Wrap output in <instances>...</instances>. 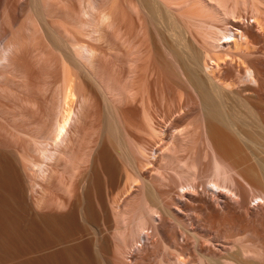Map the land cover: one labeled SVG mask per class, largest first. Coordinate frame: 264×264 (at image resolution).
<instances>
[{
    "label": "bare ground",
    "instance_id": "6f19581e",
    "mask_svg": "<svg viewBox=\"0 0 264 264\" xmlns=\"http://www.w3.org/2000/svg\"><path fill=\"white\" fill-rule=\"evenodd\" d=\"M68 1L61 3L68 5L66 12H72ZM77 1L80 13L72 18V13L65 16L64 6L55 0H0V130L18 132L15 135L25 144L18 154L0 148V264H264V218L251 217L249 224L244 213L239 215L242 220L238 217V210L247 204L248 187L257 192L253 193L258 202L255 207L264 205V191L243 178L256 176L264 186V112L248 109L249 102L241 95L249 91L261 99L259 103L264 100V46L259 49L252 42L261 44L259 38L264 36L260 7L264 0H141V7L128 3L127 12L122 11L123 0ZM53 4L61 6L64 23L57 21L60 16L55 14L60 12H52L55 16L48 18ZM142 9L155 20L152 23L157 26L161 49L156 37L149 35ZM245 10L250 13L247 26L242 22ZM67 18L71 22L65 23ZM48 21L53 24L49 26ZM162 32L179 49H188L195 60H190L196 66L191 72L194 77L182 70L178 54L163 40ZM48 39L51 45L54 39L55 47L49 48ZM163 55L175 66L179 83L188 88V93L176 92L179 115L170 128H161L157 119L162 100L173 93L175 83L164 78ZM53 57L59 71L55 63L52 69ZM106 65L113 66V71ZM75 66L90 77L104 99L112 123L125 136L127 156L139 168L144 162L153 167L142 179L125 173L129 178L123 190L104 195L101 207L96 198L101 218L95 208L85 210V205L77 204L85 212L77 215L81 220L90 216L106 228L101 230L100 223V231L91 240L86 233L88 240L73 232L80 220L76 218L79 209L72 205L79 197L73 198L75 182L86 163H92L95 170L98 159L109 177L112 164L102 159L105 148L98 152L96 146L90 147L93 142L85 141L91 102L87 94L77 91L74 79L79 80L80 74ZM51 71H56L55 76ZM48 72L54 79L49 82L51 88L57 80L52 88L56 105L49 127L48 112L44 120L34 121L42 107L36 96L48 98ZM147 136L159 138L151 154ZM82 145L85 150L80 154ZM22 163L36 170L32 185L28 181L33 177L25 175L27 167ZM168 186L183 191L174 192L178 198L188 189L190 195L201 187L203 193L209 189L217 197L216 203L225 198V211L219 216L214 202L201 223L184 222L172 190L167 192L170 197L166 195L169 200L161 204L149 197L153 190ZM196 197L193 204L199 201ZM88 198L94 199L91 194ZM92 200L86 205L95 204ZM47 207L58 211L39 210ZM250 211L248 218L255 215ZM167 227L174 234L168 235ZM212 235L222 241V251L209 246L216 241Z\"/></svg>",
    "mask_w": 264,
    "mask_h": 264
},
{
    "label": "rangeland",
    "instance_id": "374dc122",
    "mask_svg": "<svg viewBox=\"0 0 264 264\" xmlns=\"http://www.w3.org/2000/svg\"><path fill=\"white\" fill-rule=\"evenodd\" d=\"M62 1V0H61ZM61 1L59 0V2L60 3H57L58 1H56L55 0V4H62L63 6H64V8L67 6V8H68V5H64L63 3H61ZM125 1L126 0H123V4L125 5L124 7L125 8H122L123 10L122 11H125L126 10V7H127V4L128 3H131V2H133V3H135L136 5H138L139 7H141L140 5H141V0H127V3H125ZM68 2H71L70 4V6H71V8L70 9H72V10H70V11H72V12H66L67 10H66V8H65V10H64V8L62 7V9H60V7H57V6H55V4H53L54 5V7L52 8V9H54V10H52L51 9V13L48 15L49 17L48 18H50V16H55L56 15V17H57V15H58V17H59V19H57L56 17L55 18H53L52 17V20L51 21H56V19H57V21L59 22V20L61 19V17H65V16H67V14L66 13H72L71 15H72V18H73V16H74V13L75 12H77V13H80V7H79V3H78V1L77 0H69ZM263 3H264V1H262ZM263 3H260L261 5H260V7H261V9H262V11H263V13H264V4ZM69 4V3H68ZM59 8L57 11H56V9L57 8ZM125 9V10H124ZM64 11L63 13L65 14V16H64V14L62 13L61 14V12L62 11ZM55 11V12H54ZM52 12L55 14V13H59V14H61V15H59V14H55V15H53L52 14ZM125 12H127V11H125ZM124 12V14L125 15H127L128 13H125ZM249 12V11H248ZM246 10L245 11H243V20H242V22L244 23V25H248V23H247V19H250V13H248ZM52 14V15H51ZM148 13H147V11L146 10H144V9H142V18H145L144 20L147 22V26H148V31H149V35H150V37L152 38L153 37V39H154V37H156L155 38V42H156V46H157V44L160 42L158 39H157V31H156V28H157V26H154V23H155V20H154V18L153 17H151L150 16V14L149 15H147ZM249 14V15H248ZM77 16V14H75V17ZM51 19V18H50ZM62 19H64V18H62ZM60 20V22H62V21H64V20ZM65 19H66V17H65ZM51 21H48V25H49V23H51ZM66 21V20H65ZM68 21L69 22H71L68 18H67V22H65V23H68ZM152 21L154 22V23H152ZM250 22H252L251 20H250ZM57 23V22H56ZM62 23H64V22H62ZM61 23V24H62ZM51 24H53V23H51ZM71 24V23H70ZM54 25H57V24H55L54 23ZM65 25H67V24H65ZM69 25V24H68ZM49 26H51V25H49ZM58 26H62V25H60V23H59V25ZM52 27H54V28H56V26H53L52 25ZM51 27V29H53ZM67 27V26H66ZM70 27V25L68 26V28ZM50 28V27H49ZM50 29V30H51ZM72 28H69V30H71ZM248 29L250 30V29H252V27H248ZM50 30L48 31V33L50 32ZM89 32H90V30H88ZM88 31H86L87 33H88ZM74 31H72V33H73ZM86 32L84 33V35L86 34ZM52 33V32H51ZM75 33V32H74ZM162 33H164V32H162ZM50 34V33H49ZM51 35V34H50ZM74 35H76V34H74ZM162 35H164L163 36V40L168 44V45H170V47H172L173 48V50H174V52L176 53V54H178L177 55V59L179 60V63H180V65H181V67H182V70H184V72L186 73V75L187 76H189V77H194V74H192L193 72V70L192 69H194L196 66V64L194 65L195 67H193V62H195V60L194 59H192V57H191V55L189 54V52H187L186 50H188V49H183V50H181V48L179 49V47H178V45H176V43L175 42H173V41H171L170 39H167V37L165 36V33L164 34H162ZM52 36H50V39H52L51 38ZM262 37V38H261ZM48 38H49V36H48ZM50 39H48L49 41V43H48V46L49 45H51V41H50ZM259 40H260V42H261V44L260 43H256L257 41H255V40H253L252 42H255L254 44H258V45H256V46H258V48L259 47H261V48H263L262 46H264V43H262V42H264V36H260V38H259ZM52 45L53 44H55L54 42V39L52 40ZM154 42V43H155ZM161 42L158 44V48H160L161 49ZM254 44H252L253 46H254ZM51 45V47L49 46V48H52L53 46L55 47V45H53L52 46ZM260 45V46H259ZM102 46V45H101ZM101 46H99V47H101ZM255 46V47H256ZM56 47H57V45H56ZM94 47H96V46H94ZM104 47V48H103ZM102 49H106V47L105 46H102L101 47ZM101 48H99V49H101ZM56 49V48H55ZM96 49H98V48H96ZM256 49H257V47H256ZM260 49V48H259ZM264 49V48H263ZM49 50V49H48ZM184 50H185V52H184ZM53 51H54V49H53ZM52 51V52H53ZM106 51V53H107V49L105 50ZM49 52H51V49L48 51V53ZM101 52H103V53H105L104 52V50H102ZM163 51L162 50H160V53H162ZM54 53V52H53ZM58 52L56 51V54H57ZM187 53V54H186ZM163 54V53H162ZM164 56V57H163ZM162 56V60L164 59V62L161 60V62H162V67L164 68V72H165V76H164V78L166 77L167 79H169L170 81H174L175 83H174V91H173V93L171 94V95H168L167 97H166V99H164V100H162V104L159 106L160 107V111H159V115H158V117H157V119L158 120H160V121H158V124L160 125V127L162 128L163 126H167V127H172V125H173V123H174V121L176 120L175 118H177V116L179 115V113H178V110H177V108L175 107V105L177 106V99H176V92H178V90H181V91H183V93L184 92H186V93H188V88H187V86L184 84V85H182L181 83H179V80H177V76H176V72H174L175 71V66H173L172 64V62L169 60V57L167 56V55H163ZM49 57H50V54H49ZM56 57V56H55ZM55 57H53V58H55ZM59 56L57 55V58H58ZM49 59V58H48ZM104 59V58H103ZM102 59V60H103ZM55 60H56V58L54 59V61L52 60V64H51V66L53 65V63H55ZM102 60H100V61H102ZM190 60H192V61H190ZM58 62H59V59L57 60ZM68 61H70V60H68ZM103 61H105V60H103ZM107 61V60H106ZM49 62H51V61H49ZM70 63L72 64L73 63V61L71 60L70 61ZM50 64V63H49ZM48 64V65H49ZM55 64H58V66L56 65V67H58V69H56V71H59V69L61 68L60 67V65H59V63H55ZM55 64L52 66V69H53V67L55 68ZM105 64V63H104ZM106 64H107V62H106ZM190 64V65H189ZM109 65V64H108ZM108 65H106L105 67H107ZM51 66H48V68L49 67H51ZM191 66H192V68H191ZM77 66H75L74 68H76ZM108 67H110V69L109 70H111L112 69V71H113V66H108ZM189 67H190V69H189ZM78 69H76V70H78V73L80 72V68L79 67H77ZM108 69V68H107ZM51 70V69H50ZM54 70V69H53ZM74 70V69H73ZM76 70H74L73 72H75ZM191 70V71H190ZM56 71H51V73H53V72H56ZM112 71H110V72H112ZM194 71H195V69H194ZM192 72V73H191ZM50 72H48V98L47 99H45V98H42V99H44V100H42L41 99V97L42 96H40V95H38V96H36L35 98V100H38L37 102H40L39 104L42 106V107H40V109H41V111H42V114H41V111H40V113L38 114L37 112H36V116H34L35 118H34V121H37V119H38V122L39 121H41L42 119L44 120V117L46 116V113L48 112V127H49V125H50V123H51V118H52V115H51V113H53V110H54V108H55V105H56V95L55 94H53L54 93V91H52V90H54V89H52V88H54L53 86H55L54 85V83H57L56 81H54L53 82V84H51V85H53L52 86V88H51V86L49 85V82H52V80H54V79H52V77H51V75L49 74ZM58 73H60V72H58ZM58 73H55V74H57L58 75ZM77 72H76V75L78 74ZM80 75H78L79 77H78V79L79 80H77L76 79V81H75V79H74V83H76V85L78 86V89L79 90H77L78 91V93H79V91L81 92V95L83 94V95H85V94H87V95H85V96H87L88 98L90 97V99H89V102H91V103H89V107H90V111L88 110V112H90V113H88L87 114V116H89V119H88V122H87V124H85L84 126H86L85 128H86V130H87V132H88V136H86L85 137V141H91V142H93V143H90V147H93V146H96L97 148H98V152H100L101 150H102V148H105L106 149V153L104 152V157L102 158V159H105V160H107L108 162H109V164L111 165V169H110V171H111V176L109 177V175H110V172L108 173V172H103V168H101V164H102V162L100 163L99 162V160L97 159V162H98V164H97V169H93V167H92V163H86L87 165H85L84 166V168H83V166H82V170H84V172L82 173V172H80L79 174H78V176H77V179H76V184H75V189H77V191H75L74 190V192H77V194L76 195H74L75 193H73V198H75V196L76 197H78V198H80V199H78V198H76V200H77V202L75 203L74 201H76L75 199H73L72 201V205H73V207L75 206V207H77V204L79 205V206H83V205H85V207H84V209L86 210V208H88L89 206L90 207H92V209H94V211H96L97 213V216L98 217H100L101 218V216H99V215H101V213H102V210L101 209H99L98 208V206H96V204H97V201H96V203L94 202V200H96V198H98L99 199V206L101 205V200L102 199H106V197H104V195L105 196H107L108 194H110V192H112L113 194L115 193V194H118L119 192H121V190H123V188L125 187V183H126V179H128L129 178V176L127 177V175H130V176H133V177H137V178H146L147 176H148V174H149V172L152 170V166L151 165H149V164H147V162L145 163H143L142 164V168L140 167L139 168V163H137V161H136V163H135V161H134V159H130L128 156H127V154H126V152H125V147H124V142H125V139H124V137L125 136H123L124 134H122V131L121 130H117V128H115V126H114V124L112 123V119H111V117H109V116H111L110 115V113H108L109 111H108V109L106 108V104H105V101H104V99L101 97V95H100V93H99V91L97 90V88L95 87V85H94V83L89 79L90 77H88V75H86L85 76V74L86 73H84L83 71H81V73H79ZM53 75H54V73H53ZM52 75V76H53ZM56 75V76H57ZM73 75H75V74H73ZM193 75V76H192ZM225 75H226V77H228L229 79H231V75L228 73H225ZM55 76V75H54ZM60 77H61V75H59ZM85 76V77H84ZM179 76V75H178ZM74 77V76H73ZM88 77V78H87ZM54 78V77H53ZM59 78V77H58ZM74 78H77L76 76L74 77ZM56 79V78H55ZM61 79V78H60ZM60 79L58 80V82L60 81ZM82 81H81V80ZM174 79V80H173ZM152 80V79H151ZM251 85V84H250ZM50 86V87H49ZM77 88V87H76ZM244 88H247V89H249L250 87H244ZM51 89V90H50ZM51 91V92H50ZM240 93L242 92V91H239ZM246 93V92H245ZM244 92L243 93H241V95L246 99V101H248L249 102V106H248V109H250L251 108V110L252 111H254V112H259V111H262V113L264 112L263 110H264V100L262 99V101L259 103V101L261 100V99H257L253 94H248L249 93V91L245 94ZM53 94V95H52ZM89 95V96H88ZM253 95V96H252ZM40 96V97H39ZM44 97V96H43ZM55 97V98H54ZM40 98V99H39ZM255 98H256V100H255ZM41 100V101H40ZM48 100V101H47ZM91 100V101H90ZM45 101H47V102H45ZM232 103H234L235 102V99H233L232 101H231ZM256 102V103H255ZM169 104H171L170 106H171V108H169L170 106H169ZM255 104V105H254ZM256 104L258 105V107H256ZM259 104H261V105H259ZM47 105V106H46ZM262 106H263V108H262ZM44 107V108H43ZM253 107V108H252ZM44 109H46V111L44 110ZM242 110H243V112L244 111H250V110H248L247 108H241ZM257 109H258V111H257ZM263 109V110H262ZM43 112H45V113H43ZM245 112V113H246ZM248 113V112H247ZM37 116H38V118H37ZM41 116V117H40ZM51 116V117H50ZM160 116V117H159ZM161 116H163L164 117V119L161 117ZM43 117V118H42ZM36 119V120H35ZM87 121V120H86ZM161 123V124H160ZM6 129H1L0 130V148L1 149H4V150H11L12 149V151H14V152H17V154H18V152H20V150H21V148H22V146H24L25 144L22 142V141H20V139L15 135V133H18V132H14V131H12V130H8L9 131V133H8V131H5ZM27 130V129H26ZM25 130V131H26ZM12 132V134H13V136H12V134H10L11 132ZM21 131V130H20ZM14 135H15V137H17V138H15L14 137ZM121 135V136H120ZM123 137V138H122ZM147 138V141L148 142H146V139H145V142H146V145L148 144V146H147V151H148V154H151V153H153V150L155 149V144L157 143V141H159L158 139L159 138H154V137H146ZM19 139V140H18ZM139 140H144L143 138L141 139V137L140 138H138ZM84 141V142H85ZM138 141V140H137ZM141 142H143V141H141ZM143 144H144V142H143ZM25 147V146H24ZM23 147V148H24ZM85 146L84 145H82V147H80V149H79V153H80V151H82L83 152V150H85V148H84ZM6 148V149H5ZM22 148V149H23ZM82 148H84V149H82ZM81 152V153H82ZM80 153V154H81ZM21 159V158H20ZM22 160V159H21ZM107 162V163H108ZM23 164V167H27V168H25L26 169V171H25V169H23V172H25V175H31L33 178H31V181L29 180L28 181V183L30 182L31 183V185L33 184V181L36 179V170L34 169L33 170V168L30 170L29 168H28V166H24V163H22ZM90 165V166H89ZM247 165H250V166H254L253 165V163H248ZM86 166L88 167L89 166V168H86ZM22 167V168H23ZM30 167V166H29ZM31 168V167H30ZM29 171H28V170ZM139 169L141 170L142 169V171L140 172L139 171ZM81 170V171H82ZM27 171H28V173H27ZM148 171V172H147ZM97 172H98V174H97ZM115 174V175H113V174ZM125 173H127V175L125 174ZM142 173V174H141ZM144 173V174H143ZM97 174V175H96ZM104 174H106V175H104ZM93 175H94V177H93ZM96 175V176H95ZM99 175H102V177H100ZM125 175V176H124ZM141 175H143V176H141ZM99 176V177H98ZM108 176V177H107ZM248 176H250V175H248ZM95 177H98V178H95ZM127 177V178H126ZM245 177H246V179H245ZM94 178V179H93ZM243 178L245 179V181H247V182H253L252 184H256V187L255 188H257V189H259V190H262V191H264V186L261 184V182L259 181V178H257L256 176H251V177H247V175L245 176H243ZM100 179V180H99ZM102 179V180H101ZM241 181H243V180H241ZM97 182V183H96ZM260 182V183H259ZM102 183V184H101ZM243 184H244V186H246V188L248 187L247 185H245V183H244V181L242 182ZM84 184H85V188L84 187H82V186H84ZM30 185V184H29ZM30 185V186H31ZM98 185H101V186H98ZM257 185H258V187H257ZM261 185V186H260ZM103 186V187H102ZM172 187H174L173 185H171ZM255 186V185H254ZM101 187V188H100ZM263 187V188H262ZM108 188H114V189H112L111 191H109V189ZM170 186H168V187H164V188H162V189H159V190H153V193H151V195L149 196V197H151L152 198V200L153 201H155L156 203H158V204H161V203H163V202H166V201H168L169 199H167V196L169 195V197L171 196V191H168V190H172V193H173V196L172 197H174V199H175V202H176V207H181V210H182V213L179 211L178 212V216H180L179 218H181V220L182 221H184V222H190V220H193L192 222H195V223H201L204 219H205V215L206 216H208L206 213H207V211H209V207L211 206V205H214L216 202H217V200H215V195H213L212 193H210L208 190L209 189H205L204 190V193L202 192V191H200V190H203L202 189V187L201 188H199V190H197V191H195L194 193H193V195H190V192H189V189H188V192L186 193V194H182V196L181 195H179L180 197L178 198V194H181V193H183V191L182 190H179V192H181V193H179L178 192V190L177 189H174V188H171ZM90 189V190H89ZM99 189H100V192L102 193H100V192H98L99 191ZM103 189V190H102ZM108 189V190H107ZM167 191H166V190ZM85 190V191H84ZM105 190V191H104ZM114 190H115V192H114ZM174 190V191H173ZM247 195H249L248 196V198H247V204H246V206L245 207H243L242 209L244 210H241V209H239L238 210V213H240V214H238V213H236V216H237V214H238V217H239V219H241L242 220V217L240 218V216L241 215H243L242 213H244V217H246L247 216V218L246 219H248V220H246L247 221V223H249L250 224V220H253V219H251V217L252 218H257L258 216H256V215H259L260 217L259 218H264L263 217V212H264V205H261V206H259L260 208H256L255 206H257V204H258V202H257V200H254V194H256L257 192H256V190H254V191H251L250 189H249V187L247 188ZM108 193H107V192ZM206 191V192H205ZM207 191H208V193H207ZM118 192V193H117ZM167 192H170V193H168L167 194ZM174 192H177L178 194H174ZM193 192V191H192ZM196 192H198V193H196ZM85 193H87V194H85ZM106 193V194H105ZM111 193V196H113V194ZM189 193V194H188ZM197 194V195H194V194ZM199 193H201V194H199ZM250 193H252L251 195H250ZM254 193V194H253ZM31 194V193H30ZM89 194H91V197L93 198L94 197V199L92 200L91 198H88L89 197ZM97 196H96V195ZM100 194V195H99ZM114 194V195H115ZM192 194V193H191ZM200 195V198L199 197H196V196H199ZM87 195V196H86ZM101 195H103V197L101 196ZM167 195V196H166ZM101 196V197H100ZM215 196V197H214ZM251 196V197H250ZM109 197H110V195H109ZM109 197H107V198H109ZM168 197V198H169ZM197 198L199 201H195V203L193 204V200H194V198ZM250 197V198H249ZM86 198V199H85ZM102 198V199H101ZM157 198V199H156ZM253 198V199H252ZM97 199V200H98ZM190 199H192V200H190ZM216 199H217V197H216ZM78 200H79V202H78ZM89 200H92L93 201V203H95V204H88V205H86L87 203H89L90 201ZM234 200V199H233ZM253 200V201H252ZM89 201V202H88ZM192 203H191V202ZM218 201H219V203H216L214 206H216L217 207V210H218V214H220L219 216H222L223 215V212L225 211V210H223L224 208H225V202H226V200H225V198H220V200L218 199ZM225 201V202H224ZM170 202V201H169ZM204 202V203H203ZM215 202V203H214ZM249 202V203H248ZM179 203H180V205H179ZM183 203V204H182ZM188 203V204H187ZM210 203V204H209ZM75 204V205H74ZM95 205V206H94ZM178 205V206H177ZM183 206V208H182V206ZM87 206V207H86ZM101 207V206H100ZM178 207V208H179ZM258 207V206H257ZM78 209H79V214L77 213L76 214V218L77 219H80V220H75L78 224H79V227L77 226L78 224L77 223H75V228H77V229H75L74 228V230H73V232H75L76 233V235H81L80 237H82V236H84V233H86V235L87 236H89V238H86L85 236H84V238H86L87 240L89 239V240H91L92 238H94V236L93 235H97V232H99L100 230H99V226H100V223H101V220H100V222L99 221H97V220H94V219H92V217H86V216H83L84 218H86L87 220H89L90 222H86L85 220H84V218H82V220H81V217L79 218L78 216H81L82 215V212H83V214L85 213L84 212V209L81 207H77ZM77 208H75V212H76V210H78ZM83 210V211H81V210ZM98 209V210H97ZM199 209V211H197ZM202 209H203V211H202ZM207 209V210H206ZM250 209H251V211H250ZM260 209V210H259ZM41 212H56V211H58V210H56V209H49L48 207L47 208H42V209H39ZM180 210V209H179ZM205 210V211H204ZM223 212H222V211ZM253 210V211H252ZM99 211V212H98ZM101 211V212H100ZM200 211H202V212H204V215H203V213L202 212H200ZM249 211L250 212H252L253 214H255L254 216H250V214H249V216H250V218H248V213H249ZM81 212V213H80ZM184 212V213H183ZM221 212H222V215H221ZM242 212V213H241ZM248 212V213H247ZM98 213H100V214H98ZM202 213V214H201ZM246 213V214H245ZM260 213V214H259ZM81 214V215H80ZM208 214H209V212H208ZM263 214V215H262ZM78 215V216H77ZM85 215V214H84ZM201 215H203V216H201ZM240 215V216H239ZM262 215V216H261ZM183 216V217H182ZM188 216H189V218H188ZM188 219H187V218ZM204 217V218H203ZM199 218H201V220L199 219ZM202 218H203V220H202ZM184 219V220H183ZM197 219H198V221H197ZM83 220H84V222H83ZM94 220V221H93ZM78 221H80V222H78ZM201 221V222H200ZM243 221H245V219H243ZM245 221V222H246ZM97 222H98V224H97ZM84 223H85V225H84ZM87 223V224H86ZM83 224V225H82ZM101 225H103V226H101V230H105L106 228L104 227V224L103 223H101ZM82 226H84L83 227V231L82 232H80V230L82 229L81 227ZM103 227V228H102ZM169 227H167V234L168 235H172V234H174L173 232H175V230L173 229V228H169ZM77 230V231H76ZM172 230H173V232H172ZM85 231V232H84ZM79 232V233H78ZM171 232V234H169ZM91 236H93V237H91ZM213 237H215V235H212ZM96 237V236H95ZM212 237V239H213V241H215V242H213V243H207V244H209V246L212 248V250H214V251H218V252H220V250L222 251L223 250V244H222V241L220 240V239H218V238H213ZM83 238V239H84ZM69 241H71V240H69ZM221 241V242H220ZM220 242V243H219ZM69 243H71V242H69ZM216 251V252H217Z\"/></svg>",
    "mask_w": 264,
    "mask_h": 264
}]
</instances>
